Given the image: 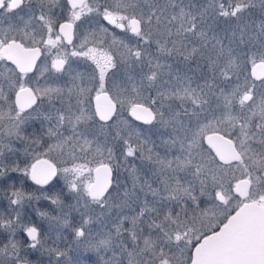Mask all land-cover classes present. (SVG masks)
Here are the masks:
<instances>
[{"label":"snow or ice","instance_id":"obj_1","mask_svg":"<svg viewBox=\"0 0 264 264\" xmlns=\"http://www.w3.org/2000/svg\"><path fill=\"white\" fill-rule=\"evenodd\" d=\"M44 98L60 106L42 114ZM124 110L139 129L113 121ZM33 113L48 125L24 149L34 162H7ZM43 137L54 143L41 154ZM9 172L39 186L61 174L77 203L119 209L98 236L89 220L63 219L72 247L111 251L103 264H264V0H0V177ZM3 191L0 264H38L21 254V229L49 264H85L22 222L26 202L59 196Z\"/></svg>","mask_w":264,"mask_h":264},{"label":"rangeland","instance_id":"obj_2","mask_svg":"<svg viewBox=\"0 0 264 264\" xmlns=\"http://www.w3.org/2000/svg\"><path fill=\"white\" fill-rule=\"evenodd\" d=\"M200 2H203V0H200ZM106 26L111 28L118 37L124 39L128 43H135V38L131 37V34H125L121 30L116 29L114 26L107 25V22H103ZM111 38H108V42L110 43ZM115 47V46H114ZM79 67V70L81 71H90L87 65H85L83 62L78 61L77 65ZM44 82V77H41V83ZM53 103L55 104L56 107L60 106L59 101H54V102H49L47 98H44L42 101H39L38 104H40V112H43L41 109H45V113L49 112L52 110ZM74 103V101H73ZM59 104V105H58ZM58 105V106H57ZM113 121L117 122L119 124V127L127 130L129 127L133 129H139L142 124L137 123L133 121L128 114V111H118L117 115L113 119ZM111 123V122H110ZM48 127L47 123H43L41 119L36 118V114L33 113L32 118H30L27 123L24 125L25 128V134L29 136L31 139L32 137H38L41 136V134L46 130ZM150 126H145L143 125V129H148ZM39 129V130H38ZM41 129V130H40ZM41 131V132H39ZM35 133V136L33 134ZM66 135L68 134L67 132L65 133ZM46 138V139H45ZM29 139V140H30ZM42 139H45L46 144H52L54 143L53 140L43 137ZM153 139H157L156 137H153ZM18 141V140H17ZM7 142V141H5ZM22 141H18L19 146L22 145ZM12 148L15 150L14 152H9L10 156H19L22 152L16 149V146L12 140L11 144ZM34 148H36V151L38 153H44L45 151L40 152L38 150V146L33 145ZM205 147H207L205 145ZM23 149V148H22ZM31 151V150H30ZM29 151L28 154H31ZM55 155V154H53ZM118 155V154H117ZM49 159H52V156H47ZM67 157H64L66 159ZM92 154L88 155L87 159L91 160ZM122 161V158H120ZM26 164H31L33 163V158L31 155L30 159H24ZM8 162V161H7ZM83 163L84 161H80ZM25 164V163H24ZM23 166V164H21ZM59 166V165H58ZM66 166V165H65ZM90 167H94V164H90ZM120 182L124 184V188L120 189V192H123L125 188L130 189L131 184H132V179L128 175V172L125 171L124 168L120 169V176H119ZM29 178L27 176H24L22 173H16V172H9L7 175L4 177H0V201L2 202L5 201L8 204L7 197L4 194L3 190H7V187L9 183H15L17 187L21 186V183H23V187L26 192H36L37 195H40L39 189L41 187L37 186H31L28 184ZM43 189L46 192L47 196H59L60 197V203L59 204H53L50 199H45L41 197L39 200H32L30 202H26L23 209L29 208L27 210H24L25 212L23 214H30L33 215V220L35 219L36 222L42 224V227H44V224L46 227L43 229L44 234L43 238L49 240L50 244L49 246H58V242L61 240V243L64 244L65 250L63 251H68L67 254L68 256H76L80 255L81 258L85 259V264H90L89 260L92 261L94 264H103V261L100 260V256H103L104 260H107L111 257L112 253L111 251L107 253L101 252L99 256L95 252H87L85 253L83 249L77 250L76 248L72 247L73 241L76 240V237L73 232L72 227H68L63 224V219H68L70 223L74 224L73 226H76L77 223L79 222L81 224V218L85 220H89V223L87 225H84L86 229H91L92 235L93 236H98V234L102 233L106 229L102 225V221H105L107 216L112 215L114 216L116 212L119 211V209L113 207L111 210H108L105 208L103 211L96 207L94 204H92L90 201H85L83 199L79 200V203H77V197L75 192L69 191L68 186L65 182V179L63 175L59 174L57 180L55 181L54 184L48 186V187H43ZM202 200V203L200 205V209H205L208 207L207 203H203V201H206L207 198L205 197H200ZM118 202V201H117ZM87 204V208L85 205ZM194 205H190L189 207V214L192 215L193 211L192 209L194 208ZM3 209V207L0 208V211ZM4 209H8V212H10L8 205L4 207ZM200 209L197 210V213L200 211ZM4 212V211H3ZM44 212L47 213V216H41L40 213ZM66 214V215H65ZM125 214L127 215H132L130 211L125 209ZM53 217H60V224L59 227L57 226V221L55 219H51ZM91 217V219H89ZM22 222L24 224H28L30 221H27V218H23ZM37 223V225H39ZM76 223V225H75ZM40 226V225H39ZM80 226V225H78ZM125 227H131L130 222H125ZM41 227V226H40ZM109 228L112 227V225H108ZM114 230V229H113ZM145 232H147V229H145ZM23 230H19L15 239L18 241L23 242L22 246H27L24 244V238L22 237ZM73 238L71 239L70 236ZM5 235L8 236V234L5 233ZM127 236V233L124 234ZM53 241H55V245H53ZM126 243H128L129 248H131V242L126 240ZM71 245V246H70ZM63 259V258H62ZM49 264V263H47Z\"/></svg>","mask_w":264,"mask_h":264},{"label":"flooded vegetation","instance_id":"obj_3","mask_svg":"<svg viewBox=\"0 0 264 264\" xmlns=\"http://www.w3.org/2000/svg\"><path fill=\"white\" fill-rule=\"evenodd\" d=\"M37 103H39V101H38ZM58 105H59V104H58ZM58 105H57V106H58ZM41 110L43 111V112H41L42 114L45 113V109H41ZM128 114H129V117H130L133 121H135V122H137V123H140V124H143V122H141V121H137V120L133 119V118L130 116V112H128ZM115 116H116V115H114L113 119L115 118ZM43 123H45V122H43ZM145 126H149V125H145ZM38 130H39V129H38ZM40 130H41V129H40ZM39 132H41V131H39ZM32 139H35V137H32L27 143H26V142H21L22 145H20V146H19V144H18V141L15 140V139H13V142H14V144H15V146H16V149L19 150V152L21 151L22 153H21L19 156H13V155L10 156L9 152H7V153H6L7 161H8V162H11V161L15 160V161H19V162H21V164L26 163V162H24V161H25L24 159H26V160H27V159H30V158H31V154H27V155H26L25 152H24V149H25L26 147H28V144L31 143V140H32ZM45 139H46V138H45ZM45 139H42V142L44 143V147H39V148H38V150H39L40 152L46 150L47 144H46V142H45ZM205 145H206V143H205ZM206 146H207V145H206ZM22 148H23V149H22ZM29 151H30V150H29ZM30 152H31V151H30ZM41 154H42V153H41ZM41 158L49 159L47 156H42ZM33 162H34V161H33ZM94 167H95V166H94ZM58 176H59V174L57 175V177H56L51 183H49L48 185H44V186L36 185L33 181H31V180L29 179V182H28V184H26V186L31 185V186L41 187V188H43V187H48V186H50V185H52V184L55 183V181L57 180ZM7 205H8V204H7L5 201H3V200H2V202L0 201V208L3 207V209H2L1 211H4L5 213H7V212H8V209H4V207H6ZM27 209H28V211H29V208L22 209V217H23V218H27V221H30L28 224H32V225H35L36 227H38V228L41 230V235H42V237H43V234H44V230H43V229L46 227V225L44 224V227H42V224L36 222L35 219L33 220V218H32L33 215L30 214L29 212H28V214H23V213L25 212L24 210H27ZM37 223H38L41 227H40L39 225H37ZM75 225H76V223H75ZM78 225H80L79 222L77 223L76 226H78ZM76 226H74V227H76ZM5 233L8 234L7 231H6L5 229L0 228V245H3L4 243H7V242H8V236L5 235ZM22 237L24 238V244H25V245H26V243H30V238L27 237L26 232L23 231V233H22ZM70 238H71V239L73 238L72 233H71ZM20 242H21V241H20ZM22 244H23V242H21V254H22V255H26L27 258H28L29 260H32V261H38V264H47V263H49V256H48L46 253H42V252L39 251V250L28 249L27 246H22ZM49 244H50V242H49V240H48V245H49ZM57 245H58L57 247H59L61 250H65V247H63V246H65V245L61 243V240L58 242ZM70 246H71V245H70ZM67 252H68V251H67ZM83 260L85 261L84 258H83ZM89 262H90V264H94V263H93L92 261H90V260H89Z\"/></svg>","mask_w":264,"mask_h":264},{"label":"water","instance_id":"obj_4","mask_svg":"<svg viewBox=\"0 0 264 264\" xmlns=\"http://www.w3.org/2000/svg\"><path fill=\"white\" fill-rule=\"evenodd\" d=\"M130 116H131V114H130ZM113 117H114V116H113ZM131 117H132L133 119H135V120H136V118H135V117H133V116H131ZM137 121H138V120H137ZM141 122H142V121H141ZM205 143H206V141H205ZM206 145H207V144H206ZM43 159H44V158H43ZM56 177H57V176H56ZM56 177H54V178H53V180H54ZM53 180H52V181H53ZM52 181H50V183H51Z\"/></svg>","mask_w":264,"mask_h":264}]
</instances>
